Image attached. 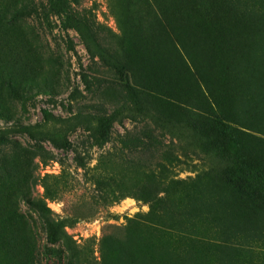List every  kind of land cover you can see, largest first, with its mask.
Returning a JSON list of instances; mask_svg holds the SVG:
<instances>
[{
    "label": "rangeland",
    "instance_id": "obj_1",
    "mask_svg": "<svg viewBox=\"0 0 264 264\" xmlns=\"http://www.w3.org/2000/svg\"><path fill=\"white\" fill-rule=\"evenodd\" d=\"M225 140L264 169V0H0V264H264Z\"/></svg>",
    "mask_w": 264,
    "mask_h": 264
},
{
    "label": "trees",
    "instance_id": "obj_2",
    "mask_svg": "<svg viewBox=\"0 0 264 264\" xmlns=\"http://www.w3.org/2000/svg\"><path fill=\"white\" fill-rule=\"evenodd\" d=\"M111 7H112V10L115 14L116 17H118V8L113 1H111ZM122 70V77H123V80L126 82L127 81V77H126V73L123 72V69ZM188 112V117L189 119L197 126V128H201V122L198 120L199 118V115L198 113L195 111V110H192V109H189L187 110ZM52 119L54 118L53 115H51ZM104 123H102V128H103ZM202 129H204V127L202 126ZM56 146L59 145V143H55ZM219 148L220 150L222 151L221 152V155L222 157L225 159L226 162H228V166L226 168L227 170V176L228 178H232L230 173L232 171V173H234L235 170L241 172V173H246V174H256V173H259V174H263L264 176V169H257L256 166L252 165V164H248L247 162L245 161H238L237 160H234V157L238 156V150H235L233 149V146L231 144H229L226 140L224 142L221 143V145H219ZM232 160H234L235 163L232 162ZM232 181V180H231ZM233 183L235 185H238L240 188H246L249 186L250 182H244V181H233ZM106 185H108L106 183ZM44 190H45V195L48 196L49 198H52L53 196V192L47 187V185L44 184ZM24 200L29 203L30 205L32 206H37V200L35 199H31L29 197H24ZM39 209V208H38Z\"/></svg>",
    "mask_w": 264,
    "mask_h": 264
}]
</instances>
